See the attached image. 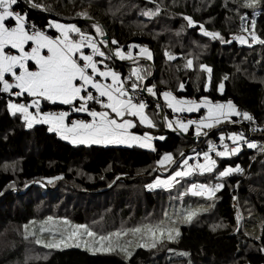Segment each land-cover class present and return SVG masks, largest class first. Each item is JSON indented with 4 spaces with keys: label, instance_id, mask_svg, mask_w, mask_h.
<instances>
[{
    "label": "trees",
    "instance_id": "16d2710c",
    "mask_svg": "<svg viewBox=\"0 0 264 264\" xmlns=\"http://www.w3.org/2000/svg\"><path fill=\"white\" fill-rule=\"evenodd\" d=\"M34 2L45 7L32 8L21 1L16 6V11L26 10L29 24H35L38 28H44L49 20L66 22V19H75L73 22L77 23L80 29L88 28V32L94 35V31L90 29L91 23L86 22L89 19L77 16L78 12L87 10L92 17L90 20L100 24L107 33L110 45L111 40L115 39L124 50H127L129 44L147 46L152 53L153 76L145 80V85H155L157 100L159 94L164 91H172L177 97L196 100L203 96L221 102L231 99L241 111L249 112L256 119L260 127L256 135L262 134L264 44L259 43L250 49L234 43L222 44L218 40L212 42L210 37L200 33L198 26L187 27V22L183 19L184 16H190L198 24H203L208 31L219 32L229 41L230 36L235 34L240 26V17L252 14L253 8L242 6L244 0ZM157 6L160 11L151 19L141 14L143 10H155ZM259 9L261 13L256 17L255 31L258 36L264 38V0L259 3ZM111 46L109 51L116 47ZM104 49L106 50V47ZM166 50L176 58L169 61L164 55ZM187 59L193 60V68L185 67ZM122 62L112 58L106 64L122 77H127L131 66ZM200 64L211 68L210 79L207 73L194 71ZM225 77L227 79H224ZM221 82L224 84L222 93L217 90ZM181 83L184 84L183 89L179 87ZM205 83L209 84L207 91L204 89ZM9 99L12 98L0 92V223L2 226L7 223L2 231H11L12 228L8 225L18 223L24 226L29 220L46 216L66 217L91 228V225L97 224V231L101 223L93 221L101 219L102 210L98 207L88 210L86 203L83 206L76 204L75 196L86 202L97 197L103 198L106 200L104 207H108L110 203H114L115 208L124 207L119 209L120 212L125 210L123 216L128 211L125 204L134 203L138 198H142L147 206L143 212L149 211V208L156 209L160 203L168 207L170 201H175L178 193H170V190L162 187L151 190L145 187L158 177L156 167L160 157L164 153L176 156L180 150H187L195 143L203 151L210 141L219 139L220 133L237 131L235 123L223 122L217 130L206 131L207 135L201 134L199 140L194 142L195 125L189 126L187 133L166 130L157 134L164 136V140L153 141L156 151L138 147L70 145L56 134L50 133L43 124L25 128L19 116L8 113L6 105ZM146 104L147 110H157L150 99ZM43 110L67 111L68 107L44 103ZM201 113L202 110H199L185 116L199 120ZM233 120L235 121V117ZM142 131L147 132L145 129ZM212 156L217 160L218 170L239 164L243 172L227 177L224 187L215 194L217 198L211 206L212 209L208 208L207 213L197 218L195 216L189 225L180 226V236L176 242H161L153 250L139 248L129 259L118 253L90 254L80 249L43 250V253L39 251L37 254L42 255L39 259H28L27 255L32 256L29 255L27 245L24 247V242L33 238L25 239V236L21 235V239L14 241L11 235L6 236L3 243H0V264H264V253L259 251L264 247V151L244 149L227 158ZM217 169L214 170L218 171ZM57 176L62 177V185L58 186L63 191L61 195L58 191L45 189L41 185H31L25 191V185H48L47 181ZM113 182L115 185L108 189ZM72 186L78 190L77 195L64 201L65 205L58 211L60 205H56L57 200ZM103 189L107 190L100 194L101 196H91ZM33 190L38 191L39 198L45 193L46 199L49 200L44 215L35 214V207L39 202H33ZM231 199L237 201L236 205L230 204ZM224 200L228 201L226 206ZM13 201L18 203L20 209L11 216L6 206ZM234 206L251 214L247 217L251 224H245L246 220H242L241 232L240 229L236 233L235 230L226 232L222 230L223 227H217L219 223L209 222L211 218H217L219 222L232 220L235 214ZM136 214L138 215L134 216V220L143 215L139 208L133 212V215ZM114 218H117L116 215ZM246 227L247 230L253 229V233L246 234ZM8 232L7 234H10ZM229 240L234 243H229Z\"/></svg>",
    "mask_w": 264,
    "mask_h": 264
},
{
    "label": "snow or ice",
    "instance_id": "6c2138e0",
    "mask_svg": "<svg viewBox=\"0 0 264 264\" xmlns=\"http://www.w3.org/2000/svg\"><path fill=\"white\" fill-rule=\"evenodd\" d=\"M260 2L261 0H244L242 6L255 9ZM20 3L21 0H0V92L17 98L8 100L6 105L8 113L12 116L19 115L27 128H32L36 124L47 125V130L50 133H55L73 145L122 144L156 151L152 141L157 137H153L149 132L137 135L130 131L136 127L135 121L137 120L139 125L146 128L157 126L146 113L148 105L137 96L140 89L146 90L151 96H157L155 85L148 86L143 83L145 73L139 67H133L127 77H122L119 72L104 63L106 59H111L113 56L121 61L133 60V49L135 48H139L137 56L151 60L150 49L147 46L129 44L127 51H124L118 41L112 39L111 45H116V47L111 49L110 55L106 54L101 50L100 45L108 47L109 43L104 29L98 23L91 25L95 31V36H93L87 31L81 30L76 24H63L49 20L47 27L54 28L58 33V35L50 36L35 24L29 28L27 11H16V6ZM27 5L32 8L45 7L34 0H27ZM109 11H111L110 8ZM159 11L157 6L155 10L146 9L141 14L151 19ZM255 15L254 11L251 26L244 23V16L240 17L241 31L249 33L251 43L264 44V38L258 36L255 31ZM77 16L92 19L87 10L78 12ZM183 19L187 22V27L198 26L200 33L205 37H210L212 40L219 39L221 43H230L219 32L208 31L203 24H198L192 17L184 16ZM96 37H101V39L97 40ZM233 39L241 44L249 43V39L242 35H235ZM85 48L91 50L89 54H85ZM164 55L169 61L176 58L167 50ZM96 57L100 59H96ZM101 64L103 69L98 67ZM185 67L193 68V60L187 59ZM199 69L207 73L210 79L211 68L200 64ZM109 80L110 83L106 82ZM127 81H131V83L128 84ZM179 87L183 89L184 84L181 83ZM208 87L209 84L205 83V91L208 90ZM223 89L224 84L221 82L217 90L222 93ZM159 95L162 96L166 107L171 109L174 114L193 113L205 109V115L199 120L188 119L185 121L178 117L169 120L165 117V126L173 131L178 129L180 132L187 133L189 126L195 125L197 136L207 135L206 132H203L204 129H212L223 122L237 123L238 121L232 120L234 116L255 122L249 112L241 111L231 99L221 102L203 96L196 100L177 97L172 91H164ZM22 97L24 100H20ZM43 103L66 105L68 110L44 111ZM92 105H99V109ZM157 108H160L159 104H157ZM30 109H34V111H30ZM73 113H84L90 119H71ZM158 139L164 140L165 137L159 136ZM219 139L220 148L223 150H218L216 145L209 142L208 151L196 154L197 157L202 155V163L189 164L185 159L183 167L177 169L166 180H161L158 177L145 187L150 190L159 187L167 189L172 187L174 182H178L177 178L187 177L193 172L212 173L214 169H217V160L210 155L212 152L216 157L224 158L240 153L245 144L249 149L257 147V144L249 141L243 133H221ZM226 140L232 142L231 147L225 143ZM261 150L264 151V146ZM174 162L171 153H164L157 164L164 167ZM218 171L219 178H223L233 173H242L243 169L237 164L235 167L225 166L223 170ZM61 178L59 176L52 177L48 183ZM25 186L27 187V185ZM223 187L222 183L215 185L192 184L189 191L196 196L213 198L215 193ZM197 214L198 212L195 210H187L168 225L163 222L155 225L143 224L132 229L110 232L107 235L99 234L88 225L70 224L67 219H64L62 223L57 222L55 225L61 237L59 240L43 242L37 239L36 243L43 244L45 248L49 249L81 247L83 244L89 251L114 252L118 249L127 256H131L132 253L129 249L133 243L135 247L139 248H154L165 237L168 241H172L180 235L179 229L176 227L177 223H190ZM165 215L167 216V213ZM239 220L240 216L237 213L238 223ZM52 221L53 217L49 216L45 223ZM65 226H70V228ZM220 226L217 225V227ZM27 229L28 226L25 225L26 233ZM45 230L50 231L51 229L41 228V231ZM129 233L137 237L135 242L128 241L126 244H120L119 238L127 236ZM27 238L26 235L25 239ZM259 251L264 253V247H261Z\"/></svg>",
    "mask_w": 264,
    "mask_h": 264
},
{
    "label": "rangeland",
    "instance_id": "374dc122",
    "mask_svg": "<svg viewBox=\"0 0 264 264\" xmlns=\"http://www.w3.org/2000/svg\"><path fill=\"white\" fill-rule=\"evenodd\" d=\"M254 11L256 13V15H255V20H256V17L258 15V13H261L260 12L261 10L259 9V4H258V6L255 9L252 10L251 16H244L245 17L244 23L246 25H248V26H251L252 19H253V12ZM80 18L81 19H85L84 17H81V16H80ZM66 20H68L66 22H68L69 24H76L77 25V23L73 22L75 19L74 20L73 19H66ZM92 24L93 23H91V25ZM90 29L92 31H94V29H92L91 26H90ZM81 30H84V31H87V32L89 31L88 28L81 29ZM90 35H92V34H90ZM235 35H242V36L248 38L249 39V43L241 44L237 40L233 39V37ZM93 36H95V31H94V35ZM96 39L99 40V39H101V37H96ZM217 40L220 41L219 39H217ZM217 40H212L211 39L210 41L214 42V41H217ZM229 41H230V43L237 44L240 47L244 46L245 48H248L249 47L250 49H252L251 46H255V45H258L259 44V43H251L250 37H249V33L242 32L241 31V23H240V26L238 27V30L236 31V33L235 34H232L230 36ZM222 44H226V43H222ZM100 47H101V50L104 51L106 54H109V55L111 54V51H109L110 49L108 50L109 47H106V50L104 49V45H100ZM86 49L87 48L84 49L85 50V54H89L90 53V49L87 50V51H86ZM197 49L200 50L199 48H197ZM124 51H127V50H124ZM137 53H139V48L133 49V54H134L133 55V60H123V62H125L126 64L130 65L131 66V69L133 67H139L145 73V80L151 78L153 76V74H152V67L151 66H148L145 62L146 61H152V59L149 60V59H146L144 57L137 56L136 55ZM112 58H115V57L113 56ZM96 59H100V58L99 57H96ZM111 59H106L104 61V63H106L107 61H110ZM116 59H118V58H116ZM98 67L103 68V65L102 64L101 65H98ZM199 70H200L199 68L198 69H194V71H196V72L199 71ZM106 82H109L110 83V80L109 81H106ZM126 83L130 84L131 81H127ZM141 90L142 89L138 90V93L137 94H139V96H144L142 94ZM16 99L17 98H15L13 100H16ZM22 99L24 100L23 97L20 98V100H22ZM143 100L146 102L149 99H147L144 96L143 97ZM43 104H42V108H43ZM48 105H52V104H48ZM163 105L166 106L165 103ZM64 106H66V105H64ZM92 106L95 107V108H97V109H99V105H92ZM155 108H156V106H155ZM156 109L157 110H154V109L147 110V108H146V113H147V115L150 118H152L155 121V123H156L157 126L155 128L148 129V128L142 127V125H139V122L138 121H135L136 127L133 128V131H134L133 133H135L137 135H142L144 133L142 130L145 129V130H147V132L150 133V135H152L153 137L156 136L158 138L159 136L157 134L161 133L162 131H166V130L167 131H169V130L173 131L172 129H169V128H167L165 126V119H164L165 117H167L169 120H173L174 117H178V118L186 121L187 118L183 114H186V115H190L191 114V113H188V112L174 114L172 111H169L168 110L169 113H171V114H169L164 109L162 111V115L163 116L161 117L160 109H158V108H156ZM200 110H202V111L205 112V109H200ZM30 111H34V109H30ZM50 111H55V110H50ZM17 116H19V115H17ZM234 117H232V120H233ZM89 118L90 117H87V115L84 114V113H73L71 115V119H89ZM22 123H23V121H22ZM229 124H233V123H229ZM36 125H40V124H36ZM36 125H33V127L36 126ZM23 126H24V123H23ZM45 126L48 128L47 125H45ZM25 128H27V127H25ZM214 130H215V126L212 129H204L203 132H206V131H214ZM175 131L176 132H180L178 129L175 130ZM195 132H196V129H194V134H195ZM182 133H184V132H182ZM220 134L218 135V137H220ZM195 136L197 138L194 139L193 141L194 142H197V140H199V137L200 136H197L196 134H195ZM61 140H63V139H61ZM63 141L66 142V143H68V144H70V145H73V144H71L70 142H68L66 140H63ZM152 143H153V141H152ZM93 145H95V144H93ZM86 146H90V145H86ZM99 146H123V147H129L127 145H122V144H109V145H99ZM131 147H138V146L133 145ZM138 148H140V147H138ZM200 148L201 147L199 145H197V143H195L191 148H189L187 150L186 149L185 150H180L179 153L176 156H173L175 162L172 163L171 165H165L164 167H160L157 164V167H156V169L158 170V171H156L157 176L161 180H166L177 169H181L183 167V160H185V159L188 160L189 164H194L193 161L197 158V155L196 154L197 153H202V151H201ZM142 149H144V148H142ZM147 150H150V149H147ZM182 154H183V156H182ZM224 158H227V157H224ZM198 159L199 160H196V163L197 162H203L202 155L200 157H198ZM14 166L16 167V163H14ZM161 174H163L164 176H162ZM158 177H156L155 180ZM227 177L219 178V171L213 170L212 173H204V174H200L198 176L197 175H194V173H191L187 177L177 178L178 182H174L172 184V187L167 188V190H170V193H178L179 195L176 197L175 201H172V202L170 201L168 207L166 205H163V203H160L159 206L156 209L149 208L148 209L149 211L143 212V210L147 209V206L144 203V201L142 200V198H138V201H136L134 203H130L129 202V203H126L125 204V209L128 210V211L125 213L124 216L122 214H123V211H125V210H122V212L119 211L120 208H124V207L115 208L114 203H110L108 207H104L105 206V203H106V200L103 199V198L97 197L96 199L93 198V199H95L93 201H87L86 202V200H84V199H78L77 198L78 196H75L74 202L76 204L82 205V206H83V204L86 203L88 210L89 209H93L94 210L95 207H98L99 209H101L102 210L101 211V219L98 220V221H93V222L94 223H101L99 225L98 229H97V232L99 234L107 235L110 232H116L118 230H125V229H132L134 227H137V226H140V225H143V224H154L155 225V224H159V223L163 222L165 225H168L171 221L177 220L178 216H182V214L185 211H187V210H195V211H197L198 212V214L196 215V218H197L201 214L207 213L208 210H209L208 208H211L212 209L211 206H212L214 200L217 197L214 196L213 198H205L204 196H196V195H193L192 192L189 191L190 186L192 184H205V185H208V184L215 185L216 183H222V184H224V181L227 179ZM123 181L125 182L126 180H123ZM125 183H127V181ZM36 185H39V186L41 185V187H43L45 189H48V190L52 188L51 190L54 189L53 191H58L60 193V195L63 192L62 189H59L58 188V186H61L62 185L60 179L55 180L52 183H49L48 185L39 184V183H36ZM113 185H115V182H113L107 188L110 189ZM29 188L30 187H28V189ZM120 189H122V187H120ZM26 190L27 189H25V191ZM106 190L107 189H103L101 191L96 192L95 193L96 195L92 194L91 196H101L102 193L104 191H106ZM219 191H217V192H219ZM14 192H16V191H14ZM31 192L33 193V202L34 201H38L39 202L38 205H37V207H35V214H36V216H38V215H44V213L46 212V208H47L46 204H49L48 198L46 199L45 193H42L41 194L42 196L39 198V195H37L38 191L33 190ZM77 192H78V190L75 187H73V186L70 187V189L66 190V193L64 195H62L63 197L62 198H59L57 200L56 205L57 206L60 205V209L58 211H60L61 208L65 205V202L64 201H66L68 199L70 200V198H72L74 195H77ZM116 192H119V191H116ZM19 193H21V192H19ZM45 199H46V201H45ZM43 201H45L44 204H43ZM75 203H73V204H75ZM224 203H225V206H226L227 203H228V201L227 200H224ZM236 203H237L236 200H233V199L230 200V204L236 205ZM138 208H139V211L143 213V215L140 217V219L134 220V216H137L138 214L133 215V212H135V210L138 209ZM6 209L9 210L11 212L10 213L11 216H13L14 213L17 210L20 209V207H19V205H18V203L16 201H13L11 204H9L8 206H6ZM54 210H56L55 207H54ZM131 210H134V211H131ZM241 211L242 210L239 209L238 206H234V212H235V214H234V217H233L232 220H229L227 222L226 221H220L219 222V220L217 218H211L209 220V222L212 223V224H218L219 223L221 225V227L224 228V229H222L223 231L231 232L232 230L233 231L235 230V233H236L242 227V220H244V219L246 220L245 221V224H248V225L251 224V222L249 221V218H247V217H250L251 214L249 215V214H247L244 211H242L243 212L242 213ZM63 212H65V210ZM165 213H167V216L165 215ZM237 213H239V216H240L239 223L237 222ZM115 215L117 217L116 219L114 218ZM47 217H49V216H46V217H43V218H40V219H32V220H29L27 223L24 224V226H22V225H20L18 223L8 225V227H11L12 228L11 231L9 229H5L4 231H2L4 228H6L4 226L7 223L5 225H3V226L0 223V243H3V240L6 239V236L9 237V236L13 235L12 239L14 241H16L17 238L18 239H21V235H23V236H26L27 235V237H29V239H31V238L34 239V240L32 239V240H29V241H25L24 242V247H25V245H27V250L30 252L29 255L32 256V257H29L27 255V258L28 259H37L38 258L39 259L42 256L41 254L37 255L39 251L41 253H43L44 252L43 250H50V249L49 248H45L43 246V244H37L36 243V240L39 239V240H41L43 242H49V241H52V240H59L61 237H60L59 232L57 231V228L55 226L57 222H61L62 223V221L64 219H67L70 222V224H82V223H78V222H75L73 220H70V219H68L66 217H62V216H52L53 217V221L52 222L45 223L46 220H47ZM193 219H192V221H193ZM250 219L253 220L252 217ZM190 223L189 222L177 223L176 227H178L179 233H180V226L189 225ZM25 225L28 226L27 233L25 231ZM85 225H87V224H85ZM130 225H132V226L129 227ZM91 226L96 231L97 224L91 225ZM42 227H45L46 229H51V230L50 231L49 230L41 231V228ZM65 227H69L70 228V226H65ZM247 228L248 227L244 228V232L246 234H249V235L252 234L253 233V229L252 230H249V229L247 230ZM7 231H9L8 233H10V234H7ZM240 232H241V229H240ZM179 236L177 238H175L174 240H172V241H168L167 238L165 237L162 242H172V243L173 242H176L179 239ZM114 239H116V238H114ZM136 239H137V237H134L133 235H131V233H129L127 236L120 237L119 238V243L120 244H126L128 241L135 242ZM228 242L229 243H232V244L234 243L232 240H229ZM165 244H168V243H164V245ZM158 245H160V243H158L156 245V247ZM6 247H7V241H6ZM156 247H154V248H142V249H145V250H153ZM52 249L53 250L80 249V250L86 251V252H88L90 254L118 253L119 255L123 256L125 259H129L132 256V254L137 249H139V247H135L134 246V243H133V246L130 247V249H129L131 251V253H132L131 256H127L125 253L120 252L118 249H117V251H114V252H108V251H89V250H87L83 246V244L81 245V247L70 246V247H67V248L61 247V248H52Z\"/></svg>",
    "mask_w": 264,
    "mask_h": 264
},
{
    "label": "built area",
    "instance_id": "2783aa9c",
    "mask_svg": "<svg viewBox=\"0 0 264 264\" xmlns=\"http://www.w3.org/2000/svg\"><path fill=\"white\" fill-rule=\"evenodd\" d=\"M31 25L32 24L28 25L29 28H31ZM41 29H43L46 32V34H48V35H49L48 31L52 30V28H48L47 25L44 28H41ZM137 96H138V98H142L143 99V96H139V94H137ZM235 121H238L237 123H235L236 128H237L236 132L237 133H243L244 136L249 141L255 142L257 144V147L254 148V149H251V150H257V149L261 150L262 146H264V130H263L264 126H261V128H263V129H261L262 130V134L256 135V132H257L258 129H260V127H259L258 123L256 122L255 118H254V121H255L254 123L246 121V120H243L242 117H235ZM253 129H255V130H253ZM210 142L212 144L216 145L218 150H223L222 148H220V139H214V140H212ZM225 143H227L230 147L232 146V142L231 141L226 140ZM244 149H249L246 144L242 146V150H244ZM205 151H208V146L205 149H203L202 153L205 152ZM210 155H215V153L212 152V153H210ZM196 160H199L198 157L193 161L194 164L196 163ZM193 173H194V175H197V176L200 175L199 171H196V172H193Z\"/></svg>",
    "mask_w": 264,
    "mask_h": 264
},
{
    "label": "crops",
    "instance_id": "0c3cea01",
    "mask_svg": "<svg viewBox=\"0 0 264 264\" xmlns=\"http://www.w3.org/2000/svg\"><path fill=\"white\" fill-rule=\"evenodd\" d=\"M58 22H60V23H63V24H69L68 22H62V21H58ZM52 31V32H51ZM50 31V33H49V35L50 36H55V35H58V33L56 32V30L54 29V28H52V30ZM27 47V46H26ZM87 50H89V49H86V51ZM84 52H85V50H84ZM101 69H103V68H101ZM143 83H145V81L143 82ZM147 99H151V101L155 104V106H156V108H157V103L154 101V98H156L157 99V96H150V95H148V96H145ZM12 99H15L16 97H11ZM158 100H159V102H160V104H161V108H162V111L165 109V111L167 112V113H169V111H171V109H169V108H167L166 106H164L163 104L165 103L164 102V100H163V98H162V96L160 95L159 97H158ZM45 104H48V103H45ZM55 105H60V104H55ZM64 106V105H63ZM169 110V111H168ZM50 111V110H49ZM169 114H171V113H169ZM183 115H185V114H183ZM205 115V112L204 111H202V113H201V117L202 116H204ZM130 119H131V117H129ZM187 118V120L188 119H190V117H186ZM90 119V118H89ZM138 121V120H137ZM142 127H144V126H142ZM220 127V125H216L215 126V130H217L218 128ZM146 128V127H145ZM148 129H150V128H148ZM214 130V131H215ZM130 131L131 132H134L133 131V129H130ZM156 137V136H155ZM158 139V138H157ZM155 140V139H154ZM153 140V141H154ZM142 149V148H141ZM144 150H147V149H144ZM150 151V150H149Z\"/></svg>",
    "mask_w": 264,
    "mask_h": 264
},
{
    "label": "water",
    "instance_id": "95a60500",
    "mask_svg": "<svg viewBox=\"0 0 264 264\" xmlns=\"http://www.w3.org/2000/svg\"><path fill=\"white\" fill-rule=\"evenodd\" d=\"M25 5H27V2H26V0H21ZM86 22H88V23H96V22H94V21H92V20H86ZM106 33V32H105ZM106 38H107V41H108V43H109V48H111V45H110V41H109V38H108V36H107V33H106ZM122 63H124V62H122ZM148 66H153L152 65V62L151 61H146L145 62ZM146 83V82H145ZM144 83V84H145ZM145 96H146V94L145 93H143ZM154 101L157 103V104H159L160 105V114H161V117L163 116L162 115V108H161V104H160V102L156 99V98H154ZM116 182V181H115ZM31 185H36V183H31L30 185H28L27 186V188L26 189H28V187H30Z\"/></svg>",
    "mask_w": 264,
    "mask_h": 264
},
{
    "label": "clouds",
    "instance_id": "9594fccd",
    "mask_svg": "<svg viewBox=\"0 0 264 264\" xmlns=\"http://www.w3.org/2000/svg\"><path fill=\"white\" fill-rule=\"evenodd\" d=\"M141 92H142V94H143V93H145V94H146V96H148V95H149V94H148V93H147L145 90H143V89L141 90ZM143 95H144V94H143ZM144 96H145V95H144ZM144 96H143V97H144Z\"/></svg>",
    "mask_w": 264,
    "mask_h": 264
}]
</instances>
